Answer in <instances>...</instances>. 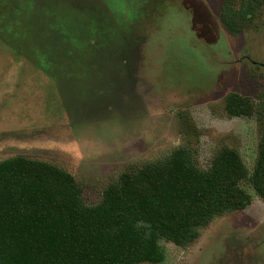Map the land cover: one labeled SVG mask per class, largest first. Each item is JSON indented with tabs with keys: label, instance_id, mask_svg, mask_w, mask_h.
<instances>
[{
	"label": "rangeland",
	"instance_id": "374dc122",
	"mask_svg": "<svg viewBox=\"0 0 264 264\" xmlns=\"http://www.w3.org/2000/svg\"><path fill=\"white\" fill-rule=\"evenodd\" d=\"M20 1L0 0V10L11 7L0 13V160L23 155L64 169L86 205L97 204L120 173L185 143L202 169L225 146L252 171L258 113L228 116L224 99L234 93L264 106V8L231 33L220 19L221 0H152L151 19L124 47L128 67H112L113 53L105 81L78 70L74 82L64 72L50 78L21 57L12 15ZM38 1L37 12L59 14L67 0ZM94 1L135 17L142 3ZM240 187L251 197L248 207L213 218L186 248L161 241V264H264V203L246 180Z\"/></svg>",
	"mask_w": 264,
	"mask_h": 264
},
{
	"label": "trees",
	"instance_id": "16d2710c",
	"mask_svg": "<svg viewBox=\"0 0 264 264\" xmlns=\"http://www.w3.org/2000/svg\"><path fill=\"white\" fill-rule=\"evenodd\" d=\"M221 1L220 19L231 33L264 8V0H238L237 9L235 0ZM152 3L142 0L135 17L94 0L64 1L59 14L37 12L38 0H21L12 14L14 39L27 64L50 78L64 72L75 82L80 70L84 79L105 81L113 53L112 67H128L124 47L138 40ZM258 109L234 93L224 99L228 116L256 111L261 121L250 173L238 151L225 146L202 169L185 143L120 173L95 205L83 202L74 177L56 165L23 155L0 160V264H161V241L186 248L213 218L250 205L242 181L264 203V112Z\"/></svg>",
	"mask_w": 264,
	"mask_h": 264
}]
</instances>
